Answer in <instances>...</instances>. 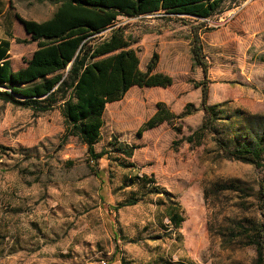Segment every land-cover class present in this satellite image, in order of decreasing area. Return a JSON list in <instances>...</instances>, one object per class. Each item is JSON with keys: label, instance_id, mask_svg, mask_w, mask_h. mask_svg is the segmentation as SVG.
Returning a JSON list of instances; mask_svg holds the SVG:
<instances>
[{"label": "rangeland", "instance_id": "374dc122", "mask_svg": "<svg viewBox=\"0 0 264 264\" xmlns=\"http://www.w3.org/2000/svg\"><path fill=\"white\" fill-rule=\"evenodd\" d=\"M56 7L50 0H0V38L12 37L13 71L36 49L17 42L29 37L14 15L40 23ZM230 7L210 20L158 13L118 18L115 27H124L140 69L155 52L157 72L173 84L161 92L133 88L107 105L94 146L107 155L98 167L78 137L65 140L60 108L35 112L0 101V264H256L253 247L226 245L217 235L221 228L264 222L255 196L264 167L225 159L214 142L264 118V0ZM201 23L206 77L191 53V28ZM204 79L207 104L220 105L219 114L212 134L195 136L203 121L195 86ZM157 103L175 115L187 104L195 111L137 138ZM120 145L135 148L131 158L116 151ZM141 176L146 183L136 181ZM234 179L253 195L224 193L205 202L204 185ZM156 189L159 195L152 194ZM129 199L137 203L114 210ZM171 209L184 218L176 232L166 219Z\"/></svg>", "mask_w": 264, "mask_h": 264}, {"label": "trees", "instance_id": "16d2710c", "mask_svg": "<svg viewBox=\"0 0 264 264\" xmlns=\"http://www.w3.org/2000/svg\"><path fill=\"white\" fill-rule=\"evenodd\" d=\"M46 1V0H45ZM56 5L53 15L43 22L24 20L14 17L23 26L29 40H17L18 43H35L36 49L29 59H23V67L12 70L10 59V38H0V101L17 107L45 112L60 108L66 126L65 140L78 137L86 146L88 160L95 167L107 155V151L96 152L94 146L101 139L104 125L103 117L107 105L123 99L133 87L168 88L173 79L157 72L158 54L153 53L145 66L140 69L136 50L126 38L124 27H115L119 17L137 18L144 15L162 14L166 16H191L210 20L218 18L232 9L230 4L238 0H50ZM229 4L228 6L226 4ZM191 28L192 59L194 65L202 69L204 77L208 66L204 60L198 30ZM110 29L108 35H103ZM200 88V107L203 121L195 132L212 134L218 119L220 105H208V82L205 79L195 86ZM195 111L187 104L181 114L171 113L163 103L156 104L153 115L137 130L136 137L167 123L173 126L176 120L191 115ZM236 115H241L239 111ZM255 117L252 123L242 131H236L231 138H214L218 150L228 160L238 161L255 168L264 167V122ZM175 131H179L175 128ZM214 137V136H213ZM188 142L192 138H187ZM134 147L120 145L117 152L131 158ZM132 168V164L123 165ZM136 181L147 182L144 176ZM152 184L148 182L146 186ZM242 193L245 197L252 194L239 179L217 181L203 187V197L216 198L224 193ZM249 192V193H247ZM158 189L152 194L159 195ZM168 196V193H164ZM256 199L264 209V180L258 183ZM137 199H129L114 207L133 206ZM180 207L179 204H175ZM166 219L176 232L184 218L171 209ZM226 219V218H225ZM249 227L236 225L221 228L217 232L226 244L238 243L242 247H253L256 264L263 263L264 222H252ZM222 227V226H221ZM176 234V233H175ZM180 239L177 235L175 239ZM121 263L124 261L121 259ZM181 264V263H178Z\"/></svg>", "mask_w": 264, "mask_h": 264}, {"label": "crops", "instance_id": "0c3cea01", "mask_svg": "<svg viewBox=\"0 0 264 264\" xmlns=\"http://www.w3.org/2000/svg\"><path fill=\"white\" fill-rule=\"evenodd\" d=\"M45 21H46V20H45ZM25 35H27V34L25 33ZM27 36H28V35H27ZM22 67H23V66H22ZM22 67H21V68H22ZM19 69H20V68H19ZM133 88H137V87H133ZM133 88H131V89H133ZM131 89H130V90H131ZM139 89H148V90H152V91H160V92H161L162 90H164L163 88H139ZM165 89H167V88H165ZM130 90H129V91H130ZM129 91H128V92H129ZM128 92H127V93H128ZM127 93H126V94H127ZM126 94H125V95H126ZM123 98H124V97H123ZM120 101H121V100H120ZM118 102H119V101H118Z\"/></svg>", "mask_w": 264, "mask_h": 264}, {"label": "built area", "instance_id": "2783aa9c", "mask_svg": "<svg viewBox=\"0 0 264 264\" xmlns=\"http://www.w3.org/2000/svg\"><path fill=\"white\" fill-rule=\"evenodd\" d=\"M103 264H105V263H103Z\"/></svg>", "mask_w": 264, "mask_h": 264}]
</instances>
